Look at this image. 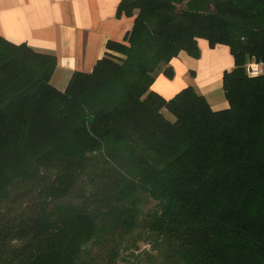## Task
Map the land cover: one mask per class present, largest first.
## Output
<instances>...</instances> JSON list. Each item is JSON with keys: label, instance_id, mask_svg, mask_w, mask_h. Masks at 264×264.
<instances>
[{"label": "trees", "instance_id": "16d2710c", "mask_svg": "<svg viewBox=\"0 0 264 264\" xmlns=\"http://www.w3.org/2000/svg\"><path fill=\"white\" fill-rule=\"evenodd\" d=\"M117 13L131 29L64 90L54 54L0 35V264H264V72L245 70L264 62V0ZM199 38L233 56L225 108L152 89Z\"/></svg>", "mask_w": 264, "mask_h": 264}, {"label": "crops", "instance_id": "0c3cea01", "mask_svg": "<svg viewBox=\"0 0 264 264\" xmlns=\"http://www.w3.org/2000/svg\"><path fill=\"white\" fill-rule=\"evenodd\" d=\"M120 1L0 0V35L12 43H25L35 50L54 54L56 67L50 82L58 90H64L74 72L91 71L106 51L108 40L121 41L131 29L133 16L117 13ZM198 44L202 53L193 65L189 63L191 56L180 53L170 62L173 77L157 71L152 89L169 98L192 85L206 96L210 106H217L220 97L205 91L212 83L222 85L223 70L233 67V56L226 45L211 47L203 38Z\"/></svg>", "mask_w": 264, "mask_h": 264}, {"label": "rangeland", "instance_id": "374dc122", "mask_svg": "<svg viewBox=\"0 0 264 264\" xmlns=\"http://www.w3.org/2000/svg\"><path fill=\"white\" fill-rule=\"evenodd\" d=\"M200 39L201 38L198 39V42L200 41ZM198 47H199V56H201L200 54L202 53V50H201L199 44H198ZM189 60H190L189 63H191L193 65L196 62L197 58L196 57H189ZM203 60H204V56H203ZM231 63H233V61H231ZM192 65L190 67H191V70L193 71L194 70V66H192ZM256 68H257V64H255L254 61L250 60V61H248L246 63L245 70H246L247 74H249V75H257ZM262 68H264V65H262ZM225 69H229V68L227 67ZM258 71H259V69H258ZM204 76H205V74L203 73V77ZM208 91L211 92V96H215L217 98L220 97V99H221V103L219 105L217 104V106H213V105L211 106L213 109H221V108H225V107L228 106V101H227L226 97L224 96L222 85H220V83H218V82L217 83H212L211 86L209 87V89L207 91H205V93L208 92ZM211 96L208 95L209 99H210ZM204 97L206 98V96H204ZM153 204H154L153 201H149V204H147V205L145 204L144 205V211L147 212L153 206ZM139 247L140 248H145L147 246L145 245V242L141 241V242H139ZM87 249H88V247H85L83 249V251L81 252V256H80L81 260H83V258H85L86 252H87L85 250H87ZM93 252H97V250H94ZM121 264H127V263H121Z\"/></svg>", "mask_w": 264, "mask_h": 264}, {"label": "built area", "instance_id": "2783aa9c", "mask_svg": "<svg viewBox=\"0 0 264 264\" xmlns=\"http://www.w3.org/2000/svg\"><path fill=\"white\" fill-rule=\"evenodd\" d=\"M254 63L257 64V68H256L257 74L261 73V72H264V68H262V65H264V62H255L254 61ZM258 69H259V71H258Z\"/></svg>", "mask_w": 264, "mask_h": 264}]
</instances>
